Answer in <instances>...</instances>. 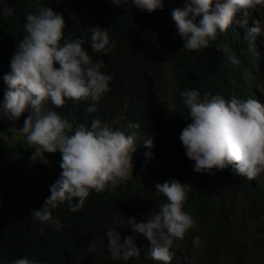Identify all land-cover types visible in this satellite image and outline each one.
I'll use <instances>...</instances> for the list:
<instances>
[{"label": "trees", "instance_id": "trees-1", "mask_svg": "<svg viewBox=\"0 0 264 264\" xmlns=\"http://www.w3.org/2000/svg\"><path fill=\"white\" fill-rule=\"evenodd\" d=\"M40 5L60 11L65 18V34L81 38L82 47L93 60L103 62L101 71L112 77L109 90L98 101L68 99L65 105L55 106L49 100L45 107L59 112L73 129L80 124L88 126L97 118L126 133L134 132L137 146L132 155L139 158V163L132 176L114 190L90 191L76 211H68L65 205L52 210L61 221L59 228L42 225L32 219L31 210L39 208L50 194L48 186L58 176L46 167L60 162V153H43L46 163L31 160L35 146L28 145L26 134L21 132L30 109L15 120L0 119V264L22 256L38 259L42 264H162L145 259L150 242L142 233L128 225L120 227L113 217L147 220L152 209L158 210L166 202L154 184L171 178L189 183L183 208L197 226L186 235L190 244L195 236L201 237V248L190 245L206 255L201 264H219L220 258L239 264L248 254H264V233L251 238L248 230L252 224L264 225L263 181L249 184L230 167L214 174L193 171V161L187 158L179 140L181 129L189 122L188 109L180 96L185 89H196L201 95L219 93L226 99L252 97L264 102V35L255 40L254 53L245 55H241V49L247 47V42L236 49L224 32L203 50H186L182 48L183 39L174 35L176 27L174 23L171 26L168 12L162 9L149 13L130 3L115 5L112 0H0V9L11 10L9 15L0 16V99L6 88L2 76L10 70V57L25 34L24 14L36 11ZM91 26L108 29L116 40L111 53L92 51L88 41ZM166 53L172 79L167 92L160 94L156 86L163 84L154 77L161 68L160 58ZM232 56L240 63L234 65ZM90 103H95V112L85 111ZM129 122L139 126L130 128ZM148 137L152 147L142 143ZM22 161L35 167L34 172L25 171L33 179L22 171ZM108 228L121 233V242L125 235L132 236L140 256L127 262L111 259L106 248ZM93 240L105 244L98 243L96 250L88 251L87 245ZM175 243L174 240L171 246L170 264H190L181 253L174 252ZM100 247L104 250L100 251ZM256 261L264 264V256Z\"/></svg>", "mask_w": 264, "mask_h": 264}, {"label": "clouds", "instance_id": "clouds-1", "mask_svg": "<svg viewBox=\"0 0 264 264\" xmlns=\"http://www.w3.org/2000/svg\"><path fill=\"white\" fill-rule=\"evenodd\" d=\"M112 2L115 5L130 3L149 13L162 9L168 15L169 7L165 3H171L173 7L180 5V0ZM10 11L8 7L0 9V16L9 15ZM171 17L176 27L174 35L183 39L182 48L186 50L209 47L220 33L238 23H242L245 35L233 33L230 40L236 49L242 42H247L241 55L254 53L255 40H261L264 35V0H184V7L174 8ZM197 17L199 20L195 22ZM251 19L254 26L250 27ZM22 27L25 34L17 41L10 57V70L2 76L6 88L0 99V119L15 120L30 109L31 114L25 117L21 132L26 134L27 144L35 146L31 160L46 163L47 157L43 153L59 151L61 172L48 186L50 194L42 205L31 210L34 221L59 228L61 221L52 210L65 205L68 211L74 212L83 205L90 191L114 190L129 177L133 172L132 153L137 146L134 144L135 133H126L97 118H93L88 126L80 124L73 129L59 112L46 108L49 100L55 106L65 105L68 99L73 102L98 101L109 90L112 77L101 71L103 62L93 60L82 47L81 38H70V34H65L64 15L53 7L40 5L36 11L26 12ZM88 41L92 51L97 53L108 54L116 47V40L110 37L108 29L100 26H91ZM216 48L219 50L220 45ZM230 59L234 65L240 63L235 56ZM180 96L188 109L186 119L189 122L181 129L179 140L185 155L193 161V171L214 174L230 167L249 184L261 181L264 172V102L252 97L226 99L219 93L201 95L196 89H185ZM85 111L95 112V103H90ZM138 126L132 122L128 125L130 128ZM142 143L153 146L150 137ZM154 188L166 197V202L161 203L158 210L152 209L147 220L137 221L133 216L123 219L114 216L113 220L120 227L130 226L149 240L145 259L170 264L173 241H182L185 233L197 226L192 215L183 208L189 183L171 178L163 183L156 182ZM40 232H44L43 227ZM105 235L111 259L127 262L140 256L141 251L132 236L125 235L121 242V233L112 228H108ZM98 243L105 244L93 240L88 243L87 250H96ZM191 244L193 248H201V237L192 238ZM103 250L104 247H100V251ZM4 264L42 262L22 256Z\"/></svg>", "mask_w": 264, "mask_h": 264}, {"label": "rangeland", "instance_id": "rangeland-1", "mask_svg": "<svg viewBox=\"0 0 264 264\" xmlns=\"http://www.w3.org/2000/svg\"><path fill=\"white\" fill-rule=\"evenodd\" d=\"M156 76H161V78L164 79L163 86H158V85L156 86L159 88L157 90L158 93L163 94V93L167 92V86H168L167 84L172 79V77H170V71H169L168 66L160 68V70L156 74ZM24 140H26V139L24 138ZM132 157H133V172H134L135 167L139 162V159L137 156H134V155H132ZM21 164L23 165V167L25 169L24 170L22 167V171L24 172V174L27 177L33 179L28 173L25 172V171H28V172H34L35 171V167L32 165V163H31V165L33 167L32 166L28 167V164L25 161H22ZM46 169L53 172L56 176H59L58 171H61L59 162H51L50 164L47 165ZM133 172L130 173L129 177L132 176ZM2 181H3V179H2ZM261 230H262L261 226H257V224L255 225L254 229L251 227V231L249 230V232L252 235L251 238L257 234V231H261ZM245 234H247V232ZM190 245L191 244L188 242V238H187V235L185 233L184 239L182 241H179V242L176 241L175 245L173 246L174 252L175 253L176 252L181 253L182 257L185 260H187L190 264H196V261H198V263H200V264L203 263V258L206 255L203 253H198ZM263 256H264V254H259V255L255 254L254 256L252 254H248V256H247L248 258H246L244 262L239 263V264H260L261 261L257 262L256 260H261L263 258ZM172 264H174V263H172ZM219 264H233V263H227L226 259L220 258Z\"/></svg>", "mask_w": 264, "mask_h": 264}, {"label": "bare ground", "instance_id": "bare-ground-1", "mask_svg": "<svg viewBox=\"0 0 264 264\" xmlns=\"http://www.w3.org/2000/svg\"><path fill=\"white\" fill-rule=\"evenodd\" d=\"M166 4V6L167 7H169V22L171 23V26H172V24L174 23L175 24V22L172 20V17H171V11L174 9V8H183L184 7V0H180V5L177 7V6H175V7H173L172 6V4L171 3H165ZM198 20H199V17H197V20L195 21V22H198ZM249 23H250V27L251 26H254V23H253V20L251 19V20H249ZM244 31L242 30V23L240 24V23H238V24H234V25H232L231 26V28H229L228 30H226L225 32H224V34L227 36V38H230L231 37V34H233V33H237V34H239V35H242V33H243ZM241 47V46H240ZM169 56H168V54L166 53L164 56H163V58L161 59L160 58V60H159V65L161 64V68H163V67H166V66H168V64H169V60H170V58H168ZM250 65V64H249ZM154 79H158L162 84H163V81H164V79H162L161 78V76H157V77H155ZM231 89V88H230ZM262 181H263V183H264V172H263V176H262ZM263 209H264V205H263ZM254 211H255V209H254ZM228 213V211L226 212V214ZM262 220V219H261ZM255 225L256 224H252V225H250L249 227H248V230H250L251 231V227L254 229V227H255ZM257 226H261V228H262V230L261 231H257V234H260V233H264L263 231H264V225L263 224H261V223H257Z\"/></svg>", "mask_w": 264, "mask_h": 264}]
</instances>
